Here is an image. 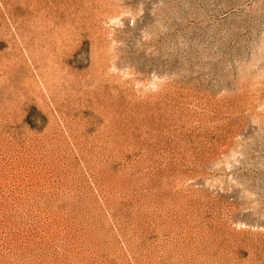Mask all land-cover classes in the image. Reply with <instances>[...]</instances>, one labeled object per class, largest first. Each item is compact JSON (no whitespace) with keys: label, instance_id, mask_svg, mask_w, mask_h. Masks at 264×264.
<instances>
[{"label":"rangeland","instance_id":"rangeland-1","mask_svg":"<svg viewBox=\"0 0 264 264\" xmlns=\"http://www.w3.org/2000/svg\"><path fill=\"white\" fill-rule=\"evenodd\" d=\"M0 264H264V0H0Z\"/></svg>","mask_w":264,"mask_h":264}]
</instances>
